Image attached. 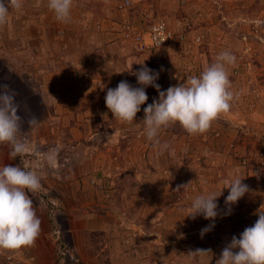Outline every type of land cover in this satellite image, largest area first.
Listing matches in <instances>:
<instances>
[{
    "label": "rangeland",
    "instance_id": "rangeland-1",
    "mask_svg": "<svg viewBox=\"0 0 264 264\" xmlns=\"http://www.w3.org/2000/svg\"><path fill=\"white\" fill-rule=\"evenodd\" d=\"M28 1L16 24L32 41L0 59V264H85L74 243L90 215V255L109 264L97 229L107 208L85 206L92 170L115 205L129 188L132 202L115 216L162 218L155 231L171 217L181 264H230L229 250L236 264H264V0H130L121 12L123 0H58L57 11L81 26H30L40 3ZM131 18L147 27L187 18L211 45L139 60L109 26ZM139 233L133 249L165 264L163 240ZM251 234L260 237L249 251Z\"/></svg>",
    "mask_w": 264,
    "mask_h": 264
},
{
    "label": "crops",
    "instance_id": "crops-1",
    "mask_svg": "<svg viewBox=\"0 0 264 264\" xmlns=\"http://www.w3.org/2000/svg\"><path fill=\"white\" fill-rule=\"evenodd\" d=\"M45 1V2H44ZM219 1V0H218ZM222 1V0H220ZM219 1V2H220ZM228 1H233V0H228ZM27 3H25V0H21V2H19V0H0V45L2 44V48H0V53L5 54V56H2L0 54V59H9V56L12 57V55L10 54H6L5 49L8 48L10 49V51L12 50V47L18 44H24L27 42V44L31 43L32 40L29 41V39H27V37L29 35H32L29 33V29L27 28H20L17 26L16 24V17H19V12L21 11V13H26L28 12V9H30V6L34 3H31L30 1H26ZM44 2V4L42 5V3ZM218 2V3H219ZM37 3H40L37 6H33V10L34 13V20L31 21V25L30 26H58L54 25L55 22L60 23L61 21L64 22L63 26H81L80 24H78L75 20H68L65 15L61 14L60 11H57L56 8H58V4L60 3V1L58 0H37ZM221 3V2H220ZM219 3V4H220ZM223 3V2H222ZM45 5V6H44ZM223 5V4H222ZM228 7L230 6L231 10L233 9L234 5L227 3L225 4ZM27 8V9H26ZM36 8V9H35ZM230 10V11H231ZM30 12V11H29ZM24 16V20H25ZM129 21V20H128ZM125 22V21H123ZM109 26H114L113 29H116L120 26V21H116V22H111L109 21ZM131 24H134L135 26H138L140 28H148L147 26L144 25V23H141V21L138 18H131V21L128 22ZM171 23V22H170ZM122 24V22H121ZM40 33V32H38ZM117 35L116 34H111L110 35V39L111 41H115ZM108 40V41H109ZM114 43V42H113ZM112 43V44H113ZM137 53V52H136ZM127 57V56H126ZM139 60L143 59V55L138 54ZM12 60L16 59V58H11ZM84 59V58H83ZM87 59V58H86ZM131 59V57H127L125 58V62H129ZM85 60V59H84ZM103 62L105 63L106 61L103 60ZM166 71H163V69L160 71V73H165ZM164 75V74H162ZM151 77V76H149ZM57 95V93H56ZM225 101V100H223ZM223 101L220 102H216L215 104L217 105L215 110L216 113L214 114V117H219V113L222 112L224 113V109H225V105L223 103ZM219 107V108H218ZM222 110V111H221ZM213 119V118H212ZM204 120V119H203ZM205 121V120H204ZM93 162V161H91ZM94 163V162H93ZM82 173H76V183L73 182V184L75 186H78L79 189V181L81 182L83 181V178L81 177ZM80 176V179H77ZM94 178L97 180V184L100 183V180H102L101 178L103 176H101L100 172H95L94 170L90 171L87 173V177L85 178L87 181L89 178ZM88 178V179H87ZM84 179V180H85ZM95 185V186H90L87 185L86 186H82L84 187V189H86L87 193H88V197L86 199V197L84 198L86 201L85 206L86 207H94V206H102V207H106L107 209H105V215L102 216V220L100 222V227H98L97 229H99V231H101L102 233H104V237L107 241H104L105 245H104V249L107 248L110 254V262L109 264H156V262L153 259H143L141 258V254L140 250H136L133 249V243L134 241H136V239H138V235H136V232L138 230H140V233H142V235H144L146 237V240L149 242H153L156 243L157 239L156 237H159V239L163 240V244L164 247L161 248L162 253L161 256L163 255V258H165V260H167V262H165V264H179L180 263V256L179 252H176L175 250H177L176 248H178L180 245L177 244V238L178 236L174 237V232L172 230V219L171 217H167V215L164 217V221L162 223V225L164 226V229H162V225H159L157 231H155V228L157 227L156 224H158V222H160V219L158 222L157 221V216H154L152 218H150V216H148L149 218L147 219V222H143L142 225L140 223H137L136 220H138L136 218H133L132 215L126 214L127 217H117L114 215L113 209H117V206H121V207H125V205H130V203L132 202L131 198H129L127 196V193L129 191L128 187L122 188L118 191L119 195H120V201L118 203L113 202V200L110 198L106 199L104 198V196L102 195L103 193V188L100 185ZM153 186H155L153 184ZM118 196V194L116 195ZM76 202V200H75ZM138 201L136 200V203ZM77 205V203H76ZM84 205V204H83ZM137 205H141V204H137ZM141 206H144V204H142ZM92 216L90 215L88 217H86V220L84 221V223L86 222V231H85V236H84V241L77 243V240L75 241V246L76 251L78 253V255L81 258V261L84 262L85 264H98L96 261V257L95 256H91L90 254H94L93 249H91L92 245L90 242V235L92 233V231H94V229L90 228V225H92L93 223H95L94 221H92ZM88 228V230H87ZM144 228V229H143ZM148 229L145 230V229ZM168 228V230H167ZM135 231V233H132V231ZM26 232V231H25ZM89 234H88V233ZM133 235H132V234ZM139 233V235H141ZM21 237H23V233H19ZM191 232H180V237L182 236H187L190 235ZM123 240H125V242L128 245H124ZM138 241V240H137ZM136 241V242H137ZM135 242V243H136ZM87 246H91V247H87ZM137 246V245H135ZM136 250V252L134 251ZM188 251V248H187ZM187 251L184 252L187 253ZM135 252V253H134ZM88 254V256H87ZM147 255H152L150 252L146 253ZM155 255V253H153ZM153 255V256H154ZM155 257L157 258V256L155 255ZM181 264V263H180Z\"/></svg>",
    "mask_w": 264,
    "mask_h": 264
},
{
    "label": "built area",
    "instance_id": "built-area-1",
    "mask_svg": "<svg viewBox=\"0 0 264 264\" xmlns=\"http://www.w3.org/2000/svg\"><path fill=\"white\" fill-rule=\"evenodd\" d=\"M130 5V0H123L118 5H116V8L120 12L126 11ZM208 31L211 32L212 28H209ZM119 32L121 35L122 44H128L138 54L141 55L151 51L164 52L170 49L172 46H177L178 48L191 51L192 49L201 47L205 44L211 45V42H205L204 35L202 33H198L187 18L175 19L171 23L160 20L153 23L146 29L140 28L128 22H123L119 26ZM245 39L246 38L243 37V40ZM220 44L222 43L220 42ZM247 50L249 49H246V52H248ZM209 53L212 54L211 57L213 59L215 58L220 62L224 59V56L223 58L220 57L217 47L213 49L210 47ZM175 78L176 76H173V79ZM194 82L196 83L195 90L200 89L199 79ZM91 184H94L93 180H91ZM51 204L53 205L54 203L51 202ZM54 234L59 240V232H54ZM259 237V234H251L247 248L249 251L253 248L254 242L258 240ZM61 244L62 248L60 247V249H62V251L60 253L62 256H65L67 253L65 250L66 247L63 245V243ZM235 256V252H233V250H229L228 260L230 261V264H236L237 258ZM217 263L218 261L213 262V264Z\"/></svg>",
    "mask_w": 264,
    "mask_h": 264
}]
</instances>
